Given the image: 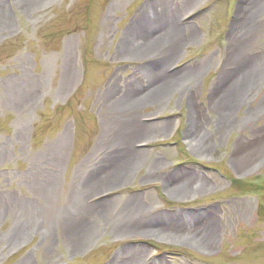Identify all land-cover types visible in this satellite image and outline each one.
Listing matches in <instances>:
<instances>
[{
    "label": "rangeland",
    "instance_id": "obj_1",
    "mask_svg": "<svg viewBox=\"0 0 264 264\" xmlns=\"http://www.w3.org/2000/svg\"><path fill=\"white\" fill-rule=\"evenodd\" d=\"M0 264H264V0H0Z\"/></svg>",
    "mask_w": 264,
    "mask_h": 264
},
{
    "label": "bare ground",
    "instance_id": "obj_2",
    "mask_svg": "<svg viewBox=\"0 0 264 264\" xmlns=\"http://www.w3.org/2000/svg\"><path fill=\"white\" fill-rule=\"evenodd\" d=\"M173 35H175V34H173ZM218 87H220V86H218ZM123 102L130 104L133 102V100L131 99V97H126ZM202 146L205 147L203 143H202ZM129 154H131V153L127 149L124 152H121L120 155L122 156V158H120V159H122V160L118 159V160H120L119 164L117 162L118 160L115 159L117 156L111 157V159L108 160L103 166H100L99 168H97L94 171V174L91 176L93 179L91 178L89 180V182H94L97 180V178H100V177H102V178L107 177L109 173L111 174L112 172H115L119 166H125L126 164L131 162V159H130L131 155H129ZM187 187H189V186H187ZM100 202H102V201H100ZM133 230H138V227H136V225H135V227H133ZM208 241H209V239H207L205 241H201V242L204 245H206V242H208Z\"/></svg>",
    "mask_w": 264,
    "mask_h": 264
}]
</instances>
